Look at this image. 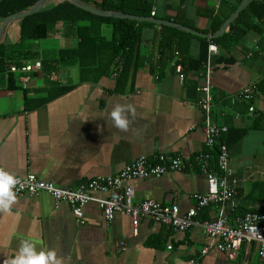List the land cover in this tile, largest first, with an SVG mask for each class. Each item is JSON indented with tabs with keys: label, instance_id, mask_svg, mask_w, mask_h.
Listing matches in <instances>:
<instances>
[{
	"label": "crops",
	"instance_id": "crops-1",
	"mask_svg": "<svg viewBox=\"0 0 264 264\" xmlns=\"http://www.w3.org/2000/svg\"><path fill=\"white\" fill-rule=\"evenodd\" d=\"M57 1L49 0L44 7ZM146 1L150 12L155 10V15L148 17L170 20L200 33H215L228 18L213 32L212 26L225 10L222 0ZM4 19L0 18V28ZM259 24L260 29L247 30L231 50L208 42L205 59L195 68L188 61L198 59L203 44L199 37L203 36L149 22L142 29L140 45L142 55L147 57L131 70L120 90L112 76L79 79L78 66L69 59L57 63L54 79H43L41 58L53 60L59 50L75 47L76 35L67 34L58 22L49 26L45 38L21 42L20 19L10 22L1 43L14 48L18 57L25 58L24 63L40 60L41 68L24 73L28 76L25 82L16 73H9L7 67L0 78V167L14 176L33 173L58 187L74 188L98 176L114 175L142 155L192 160L206 149L199 102L200 87L208 72L213 97L210 117L227 128L214 145L230 126L236 130L234 139L241 135L228 146L221 142L239 178V210L264 211V200L248 197L253 182L264 180V22ZM164 37L175 47L171 60L158 74L150 70V65L159 59L158 44ZM175 52L184 68L182 79L171 66ZM74 67L77 75L70 73ZM10 75L13 83L9 82ZM64 86L68 88L56 93ZM244 87H253L249 101L236 97ZM25 96L32 101L26 103ZM40 98L48 99L37 103ZM242 102L247 108L243 112L234 110L233 105ZM117 103L136 108L128 132L111 127L109 113ZM248 105L254 111H249ZM128 184L133 188L134 203L147 199L176 203L181 213L194 206V193L206 189L205 175L194 165ZM252 193L259 194L258 190ZM16 196L11 212L0 213V264L16 254L22 240L32 241L37 250L56 249L64 257V264H191L192 258L197 264H262L255 245L243 246L235 259H228L210 245L213 240L197 225L175 231L169 225L141 219L134 228L123 212L106 220L94 201L86 203L82 216L77 217L68 203H55L47 192ZM216 214V207L211 205L200 209L196 218L204 221ZM206 245L210 248L201 254Z\"/></svg>",
	"mask_w": 264,
	"mask_h": 264
},
{
	"label": "built area",
	"instance_id": "built-area-1",
	"mask_svg": "<svg viewBox=\"0 0 264 264\" xmlns=\"http://www.w3.org/2000/svg\"><path fill=\"white\" fill-rule=\"evenodd\" d=\"M150 15L154 16L155 10H151ZM175 55L176 58L171 61V66L182 79L184 68L178 52H175ZM120 66V63L114 66L112 75H115ZM40 68L41 61L35 60L21 66L8 64L7 71L16 73L17 78L25 82L28 76L24 73ZM209 77V73L206 72L200 87L202 96L199 102L203 112L206 149L196 154L192 160L164 154L149 159L142 155L126 164L114 175L98 176L74 188H61L50 181L37 178L33 173H27L24 176H16L20 181L14 189L16 195L47 192L55 203H68L77 217L82 216V209L86 203L94 201L102 209L106 220H112L116 212H123L130 217L134 228L141 219L169 225L175 231H185L197 225L204 230L209 239L213 240L210 245L225 254L228 259H235L243 246L249 248L255 245L257 256L264 264V211L239 210L237 199L239 178L230 165L225 144H219L215 167L209 163L211 154L207 148H211L221 133L227 130L225 126L214 123L210 117L213 97ZM252 88L244 87L236 97L240 101H249L253 96ZM248 110L254 111V107L248 105ZM193 165L205 175L206 189L193 194L195 204L186 212L181 213L176 203L165 204L153 199L133 202V188L128 184L132 180L159 177L169 171H181ZM97 193H105V195L97 196ZM211 205L215 206L217 211L214 218L204 221L196 218L200 209ZM209 248V245L204 246L201 254H205ZM190 263L197 264V259L192 258Z\"/></svg>",
	"mask_w": 264,
	"mask_h": 264
},
{
	"label": "trees",
	"instance_id": "trees-1",
	"mask_svg": "<svg viewBox=\"0 0 264 264\" xmlns=\"http://www.w3.org/2000/svg\"><path fill=\"white\" fill-rule=\"evenodd\" d=\"M37 1L0 0V18H5L15 12L28 9ZM82 1L102 9L121 11L139 16L150 15V6L146 0ZM240 1L230 3L222 0L225 10L218 23L212 26L213 32L237 8ZM253 18L256 21H253ZM257 21L259 23L264 22V0H250L219 37L210 40L199 37L203 43L199 57L198 59L188 61V63L191 67L197 68L200 66L201 61L205 59L208 42H214L226 51L231 50L234 44L242 39L247 30L260 29V24ZM58 22L63 24V28L67 34L74 33L76 35L77 45L59 50L58 58L56 59L41 58L43 79H54L52 75L58 71L57 63L60 60L69 59L77 64L79 79L93 81L100 79L102 76H112L116 79V88L123 90L121 87L125 86L127 79L131 76V70H135L141 66L147 57L142 55L140 45L142 42V29L149 22L100 16L82 9L68 0H59L49 7H43L37 12L21 17L20 41L45 38L48 35L49 26ZM103 24L111 27L110 38H105L101 34L100 28ZM168 28L179 33L188 34L170 27ZM158 45L160 57L156 63H151L150 70L161 74L163 68L171 60V52L175 46L169 39L165 40V37L159 41ZM15 53L14 48L4 43L0 44V78L3 76V72L6 70L8 64L11 63L17 66L24 64L22 60L25 58L18 57ZM118 63L121 66L117 68L115 75H112L113 68ZM13 79L12 75H10L9 82L13 83ZM67 88L68 86L60 87L56 93H60ZM46 99L48 98L37 99V103L44 102ZM25 101L26 103H30L32 99L25 96ZM233 108L236 111L243 112L247 108V104L244 102L240 104L235 103ZM229 128V132L219 139V143L224 142L227 146L241 136L237 135L234 139V135H236L234 132L236 130H231V126ZM219 143L213 145L211 149L207 148L211 154L210 163L214 166L216 164ZM254 190H258L259 194H253L252 191ZM248 197L264 200V180L253 182Z\"/></svg>",
	"mask_w": 264,
	"mask_h": 264
},
{
	"label": "clouds",
	"instance_id": "clouds-1",
	"mask_svg": "<svg viewBox=\"0 0 264 264\" xmlns=\"http://www.w3.org/2000/svg\"><path fill=\"white\" fill-rule=\"evenodd\" d=\"M111 127L128 132L136 117V108L132 104L117 103L109 113ZM20 183L13 174L0 167V213L11 212L17 201L14 189ZM3 264H64V257L58 255L56 249L37 250L30 240H22L16 254L5 259Z\"/></svg>",
	"mask_w": 264,
	"mask_h": 264
},
{
	"label": "water",
	"instance_id": "water-1",
	"mask_svg": "<svg viewBox=\"0 0 264 264\" xmlns=\"http://www.w3.org/2000/svg\"><path fill=\"white\" fill-rule=\"evenodd\" d=\"M49 0H38L34 5L29 7L28 9L21 10L18 12H15L7 17L2 22L1 28H0V43L2 42V38L4 36V33L6 31V28L8 24L14 20L20 19L23 16L32 14L34 12L39 11L44 7V5L48 2ZM71 3L75 4L76 6L85 9L91 13L100 15V16H106V17H116V18H127L131 20H138V21H148V22H153L157 24H165V25H170L173 27H176L178 29L188 31L197 35H201L206 38H215L218 37L223 33V31L227 28V26L231 23V21L238 15V13L245 7V5L250 1V0H241L237 8L228 16V18L224 21V23L221 25V27L215 32V33H200L195 31L194 29L184 26L182 24H178L172 21L168 20H162V19H156L148 16H139V15H134V14H128L124 13L121 11H115V10H107V9H102V8H97L94 6H91L87 3H85L82 0H68Z\"/></svg>",
	"mask_w": 264,
	"mask_h": 264
},
{
	"label": "rangeland",
	"instance_id": "rangeland-1",
	"mask_svg": "<svg viewBox=\"0 0 264 264\" xmlns=\"http://www.w3.org/2000/svg\"><path fill=\"white\" fill-rule=\"evenodd\" d=\"M100 31H101V34L104 35V36H106L107 38H109L111 36V28L109 26H107V25H105V27L102 28ZM45 40H47V39H43V42ZM70 73H72V75H74V74L77 75L76 67L70 68Z\"/></svg>",
	"mask_w": 264,
	"mask_h": 264
}]
</instances>
